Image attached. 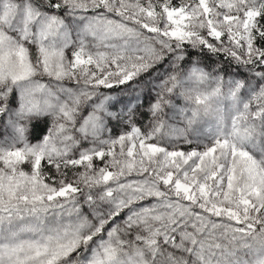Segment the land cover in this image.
<instances>
[{
	"label": "snow or ice",
	"instance_id": "6c2138e0",
	"mask_svg": "<svg viewBox=\"0 0 264 264\" xmlns=\"http://www.w3.org/2000/svg\"><path fill=\"white\" fill-rule=\"evenodd\" d=\"M0 128V264H264V0H0Z\"/></svg>",
	"mask_w": 264,
	"mask_h": 264
},
{
	"label": "rangeland",
	"instance_id": "374dc122",
	"mask_svg": "<svg viewBox=\"0 0 264 264\" xmlns=\"http://www.w3.org/2000/svg\"><path fill=\"white\" fill-rule=\"evenodd\" d=\"M177 103H178V104H179V103H182V101H177ZM4 135H5V133H4L3 128H0V138H3ZM201 139H203V138L201 137Z\"/></svg>",
	"mask_w": 264,
	"mask_h": 264
},
{
	"label": "trees",
	"instance_id": "16d2710c",
	"mask_svg": "<svg viewBox=\"0 0 264 264\" xmlns=\"http://www.w3.org/2000/svg\"><path fill=\"white\" fill-rule=\"evenodd\" d=\"M39 130H40V129H37L36 132H33L32 136H31V138H32L33 141L36 140V138H37V134H38Z\"/></svg>",
	"mask_w": 264,
	"mask_h": 264
}]
</instances>
